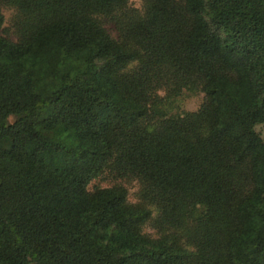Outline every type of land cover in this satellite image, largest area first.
<instances>
[{"label":"trees","instance_id":"1","mask_svg":"<svg viewBox=\"0 0 264 264\" xmlns=\"http://www.w3.org/2000/svg\"><path fill=\"white\" fill-rule=\"evenodd\" d=\"M6 1L29 19L0 35V264H264V0ZM188 79L205 101L172 114ZM108 169L139 201L88 190Z\"/></svg>","mask_w":264,"mask_h":264},{"label":"rangeland","instance_id":"2","mask_svg":"<svg viewBox=\"0 0 264 264\" xmlns=\"http://www.w3.org/2000/svg\"><path fill=\"white\" fill-rule=\"evenodd\" d=\"M144 0H128L127 7L130 10L142 11ZM0 10L4 16V22L0 28V35L8 38L12 41H17L20 37V24L29 16L21 12L16 6L7 2L6 0H0ZM103 26L108 33L115 39H119L118 27L115 21L109 17H102ZM139 61L130 63L125 72H131L137 69ZM186 84L183 83L182 94L177 97L174 102V106L171 110L172 114H181L182 112H196L205 101L204 93L200 90V83L194 79H188ZM57 88L56 82L53 77L47 73L42 72L36 79L34 90L40 94H50ZM168 88L162 86L156 93L159 96H164L167 93ZM166 92V93H165ZM48 113V109L41 111V116ZM14 117H9V121L13 122ZM256 131L264 138V125H257ZM112 185H122L127 189L128 200L131 203L139 201L140 185L138 179L133 177L119 176L117 173L109 171L104 172L99 177L93 179L88 185V190L93 191L95 188L107 187ZM155 211L153 215L155 216ZM143 231L149 235L155 236L156 230L153 222H148L143 227Z\"/></svg>","mask_w":264,"mask_h":264}]
</instances>
